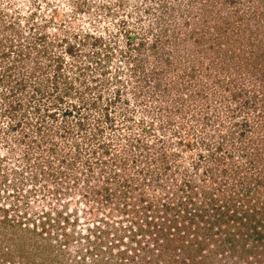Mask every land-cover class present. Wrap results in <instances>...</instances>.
Segmentation results:
<instances>
[{
	"label": "rangeland",
	"instance_id": "374dc122",
	"mask_svg": "<svg viewBox=\"0 0 264 264\" xmlns=\"http://www.w3.org/2000/svg\"><path fill=\"white\" fill-rule=\"evenodd\" d=\"M253 100L264 0H0V264H182L131 207L245 162Z\"/></svg>",
	"mask_w": 264,
	"mask_h": 264
},
{
	"label": "trees",
	"instance_id": "16d2710c",
	"mask_svg": "<svg viewBox=\"0 0 264 264\" xmlns=\"http://www.w3.org/2000/svg\"><path fill=\"white\" fill-rule=\"evenodd\" d=\"M255 101L251 125L244 129L234 125L240 127L235 133L237 139L243 138L244 149L251 150L245 154L248 159L234 162L222 145L216 148L220 155L214 159L210 151L207 157L199 156L192 168L204 173L203 180L184 176L171 192L162 193L141 208L140 201L139 206L133 204L131 209H141L137 217L144 215L146 221L135 237L140 233L152 236L166 254L181 248L182 264H211L209 260L217 256L233 264H243V256L249 259L246 264H264V107L258 108ZM144 176H148L146 182L151 181L149 170ZM146 211L154 215L155 224H150ZM180 240L179 247L172 245ZM94 248L88 247L87 254Z\"/></svg>",
	"mask_w": 264,
	"mask_h": 264
}]
</instances>
